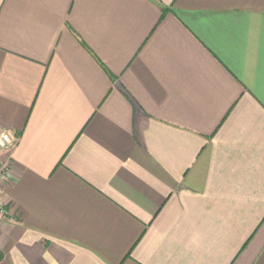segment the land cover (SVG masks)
Returning <instances> with one entry per match:
<instances>
[{"label": "crops", "instance_id": "1", "mask_svg": "<svg viewBox=\"0 0 264 264\" xmlns=\"http://www.w3.org/2000/svg\"><path fill=\"white\" fill-rule=\"evenodd\" d=\"M4 130L0 264H264V0H0Z\"/></svg>", "mask_w": 264, "mask_h": 264}, {"label": "built area", "instance_id": "2", "mask_svg": "<svg viewBox=\"0 0 264 264\" xmlns=\"http://www.w3.org/2000/svg\"><path fill=\"white\" fill-rule=\"evenodd\" d=\"M18 142V137L13 134L11 131L4 130L0 132V153L6 149L13 148ZM8 173V167L5 166L3 170V176H6ZM0 212L3 213V209L0 207Z\"/></svg>", "mask_w": 264, "mask_h": 264}, {"label": "trees", "instance_id": "3", "mask_svg": "<svg viewBox=\"0 0 264 264\" xmlns=\"http://www.w3.org/2000/svg\"><path fill=\"white\" fill-rule=\"evenodd\" d=\"M0 258H1V256H0Z\"/></svg>", "mask_w": 264, "mask_h": 264}]
</instances>
